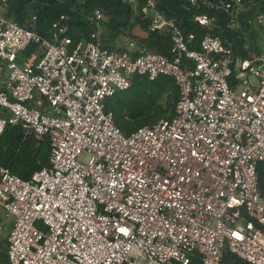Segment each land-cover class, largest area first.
Wrapping results in <instances>:
<instances>
[{
  "label": "built area",
  "instance_id": "2783aa9c",
  "mask_svg": "<svg viewBox=\"0 0 264 264\" xmlns=\"http://www.w3.org/2000/svg\"><path fill=\"white\" fill-rule=\"evenodd\" d=\"M140 1L148 32L169 34V59L132 41L103 48L97 30L74 45L64 17L49 40L34 17L0 18V136L19 127L49 145V167L28 181L0 167L7 264H222L226 251L264 264V56L241 25L254 0H183L202 12L192 17L206 32L196 48L155 0ZM208 12L254 55L211 35L219 21ZM246 26L264 35V16ZM32 45L42 55L20 63ZM134 76L172 79L179 99L170 119L125 137L105 102Z\"/></svg>",
  "mask_w": 264,
  "mask_h": 264
},
{
  "label": "trees",
  "instance_id": "16d2710c",
  "mask_svg": "<svg viewBox=\"0 0 264 264\" xmlns=\"http://www.w3.org/2000/svg\"><path fill=\"white\" fill-rule=\"evenodd\" d=\"M156 9L169 19L176 21L183 34H194L199 40L206 34L192 22V17L202 12L189 10L183 0H155ZM253 7L241 18L245 31L255 33L246 26V20L257 15L264 16V0H254ZM143 3L135 4L123 0H0L1 17L19 25L35 18L33 31L42 39L49 40L52 25L64 17L62 27L73 44L88 41L90 35L98 31L99 41L103 48L111 51L122 50L127 41L137 47H144L165 58H170L171 41L168 33H149L148 19L142 13ZM101 12L104 20L95 24L93 13ZM218 18L217 27L211 35L228 42L237 55L247 58L243 50L241 33L223 28L225 16L222 13H207ZM221 26L222 28H220ZM137 28L140 34L132 31ZM256 34V33H255ZM42 55L38 45H32L19 57L20 63L27 60L36 61ZM179 91L172 79L160 77L154 82L147 78L134 76L131 86L125 93H118L105 102V110L113 114L114 125L123 136L129 137L142 127H152L161 120L173 116ZM49 145L45 138L36 139L23 136L19 127H6L0 136V167L23 181H28L32 174L49 167ZM259 183L264 181V165L258 168ZM1 224V219H0ZM1 227V226H0ZM0 264H7L6 241L0 239ZM222 264H247L228 251L224 252Z\"/></svg>",
  "mask_w": 264,
  "mask_h": 264
},
{
  "label": "rangeland",
  "instance_id": "374dc122",
  "mask_svg": "<svg viewBox=\"0 0 264 264\" xmlns=\"http://www.w3.org/2000/svg\"><path fill=\"white\" fill-rule=\"evenodd\" d=\"M254 30H255L256 35H257L256 42L258 44V49H259L261 55L264 56V35H263V33L261 31H258L255 28H254ZM251 50H253V47H252ZM248 55L253 56L254 54H248ZM6 73H7L6 70L4 71V70L0 69V78H4L5 75H6ZM87 161H88V158L87 157L82 158V162H87ZM0 219H1V224H0V226H1L0 227V239L7 241V236H8V232L10 230V225L9 224H6L3 221L1 210H0Z\"/></svg>",
  "mask_w": 264,
  "mask_h": 264
},
{
  "label": "crops",
  "instance_id": "0c3cea01",
  "mask_svg": "<svg viewBox=\"0 0 264 264\" xmlns=\"http://www.w3.org/2000/svg\"><path fill=\"white\" fill-rule=\"evenodd\" d=\"M0 18H2V17H1V12H0ZM132 34L135 35V36H137V35L140 34V30L137 29V28H135V29L132 31ZM0 66H3V65H1V63H0ZM0 69H1V68H0ZM2 70L5 71L4 66H3ZM6 78H7V73H6V75H5L4 78H0V88L2 87V85L4 84V82L6 81Z\"/></svg>",
  "mask_w": 264,
  "mask_h": 264
},
{
  "label": "water",
  "instance_id": "95a60500",
  "mask_svg": "<svg viewBox=\"0 0 264 264\" xmlns=\"http://www.w3.org/2000/svg\"><path fill=\"white\" fill-rule=\"evenodd\" d=\"M0 68L2 69V68H3V66H0Z\"/></svg>",
  "mask_w": 264,
  "mask_h": 264
}]
</instances>
